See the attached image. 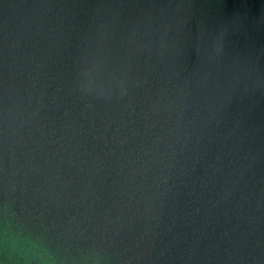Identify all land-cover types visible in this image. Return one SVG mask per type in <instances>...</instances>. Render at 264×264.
<instances>
[{
	"label": "water",
	"instance_id": "95a60500",
	"mask_svg": "<svg viewBox=\"0 0 264 264\" xmlns=\"http://www.w3.org/2000/svg\"><path fill=\"white\" fill-rule=\"evenodd\" d=\"M5 224L64 264H264V0H0Z\"/></svg>",
	"mask_w": 264,
	"mask_h": 264
},
{
	"label": "clouds",
	"instance_id": "9594fccd",
	"mask_svg": "<svg viewBox=\"0 0 264 264\" xmlns=\"http://www.w3.org/2000/svg\"><path fill=\"white\" fill-rule=\"evenodd\" d=\"M0 250L6 251L11 264H64V258L50 247L43 234L30 232L23 226L11 229L5 224L0 229ZM0 264L5 261L0 259Z\"/></svg>",
	"mask_w": 264,
	"mask_h": 264
}]
</instances>
